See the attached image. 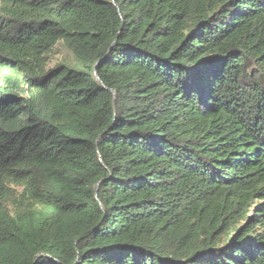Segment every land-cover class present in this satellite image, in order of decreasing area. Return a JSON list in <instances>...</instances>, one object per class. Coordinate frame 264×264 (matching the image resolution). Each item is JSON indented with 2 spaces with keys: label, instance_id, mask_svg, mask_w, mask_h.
I'll use <instances>...</instances> for the list:
<instances>
[{
  "label": "trees",
  "instance_id": "16d2710c",
  "mask_svg": "<svg viewBox=\"0 0 264 264\" xmlns=\"http://www.w3.org/2000/svg\"><path fill=\"white\" fill-rule=\"evenodd\" d=\"M0 78V264H264V0H0Z\"/></svg>",
  "mask_w": 264,
  "mask_h": 264
},
{
  "label": "rangeland",
  "instance_id": "374dc122",
  "mask_svg": "<svg viewBox=\"0 0 264 264\" xmlns=\"http://www.w3.org/2000/svg\"><path fill=\"white\" fill-rule=\"evenodd\" d=\"M68 56L67 50H65L62 46H58V51L55 52L52 56V63L58 61L61 58H66ZM8 69H1V75L2 76H10L11 74L9 73V71H7ZM3 81L0 78V84H2Z\"/></svg>",
  "mask_w": 264,
  "mask_h": 264
},
{
  "label": "water",
  "instance_id": "95a60500",
  "mask_svg": "<svg viewBox=\"0 0 264 264\" xmlns=\"http://www.w3.org/2000/svg\"><path fill=\"white\" fill-rule=\"evenodd\" d=\"M98 79V77H96Z\"/></svg>",
  "mask_w": 264,
  "mask_h": 264
}]
</instances>
